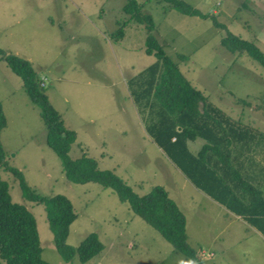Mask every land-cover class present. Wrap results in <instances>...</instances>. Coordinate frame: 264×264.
Returning <instances> with one entry per match:
<instances>
[{
    "label": "rangeland",
    "instance_id": "374dc122",
    "mask_svg": "<svg viewBox=\"0 0 264 264\" xmlns=\"http://www.w3.org/2000/svg\"><path fill=\"white\" fill-rule=\"evenodd\" d=\"M127 1L0 0V49L32 63L65 125L77 133L71 158L83 154L95 158L99 168L114 171L139 195L164 186L184 213L188 242L205 264H264L260 235L256 239L247 233L251 230H241L235 223L229 226L219 203L196 188L147 133L128 80L157 58L145 51L149 31L144 23L132 19L122 38L112 37L127 19L123 8ZM137 1L153 18V35L191 84L230 116L264 130V67L247 53H231L222 46L226 30L212 20L215 15L229 31L254 41L264 52V0H185L209 14L207 18L182 14L160 0ZM239 98L249 99L252 107L236 104ZM0 101L7 119L0 139L9 165L19 169L36 192L63 194L72 201L77 218L70 226L68 244L76 247L97 233L104 245L86 262L78 255L64 261L45 205L27 199L19 179L0 167L12 200L36 218L47 262L196 264L175 251L111 188L66 178L60 158L46 143L39 107L1 59ZM197 141L189 143L191 149H196ZM225 225L226 232H220Z\"/></svg>",
    "mask_w": 264,
    "mask_h": 264
},
{
    "label": "trees",
    "instance_id": "16d2710c",
    "mask_svg": "<svg viewBox=\"0 0 264 264\" xmlns=\"http://www.w3.org/2000/svg\"><path fill=\"white\" fill-rule=\"evenodd\" d=\"M160 1L167 2L182 14L209 17L185 0ZM142 7L137 0H128L123 7L127 19L111 35L114 40L122 38L124 26L132 19L144 23L149 31L145 51L156 56L157 61L128 80L131 97L145 121L147 133L196 188L242 216L264 235V210L259 209L264 205V196L244 177L236 163L239 154L248 147V141L255 138L260 130L230 116L191 84L179 64L153 35V18ZM212 20L216 27L226 30L221 38L222 46L231 53H247L264 67V52L254 41L235 35L215 15H212ZM0 59L21 78L30 101L39 107L46 127V143L60 158L66 178L75 183L96 182L111 188L129 204L134 214L157 229L175 251L196 264H205L189 244L186 217L165 187L155 185L148 193L139 195L114 171L99 168L95 158L86 154L71 158L69 150L77 133L65 125L32 63L3 49H0ZM235 103L252 107L249 99L239 98ZM6 125L0 101V134ZM198 139L202 140L201 147L193 151L189 143ZM0 167L19 179L27 199L45 205L56 249L64 261L69 263L78 255L80 261L86 262L103 250L104 245L97 233H90L76 247L67 243L70 226L77 218L72 201L63 194L46 196L33 190L23 173L9 165L1 139ZM0 264H50L42 257L35 216L23 204L12 200L9 184L1 175Z\"/></svg>",
    "mask_w": 264,
    "mask_h": 264
},
{
    "label": "crops",
    "instance_id": "0c3cea01",
    "mask_svg": "<svg viewBox=\"0 0 264 264\" xmlns=\"http://www.w3.org/2000/svg\"><path fill=\"white\" fill-rule=\"evenodd\" d=\"M259 130H260V133H258L255 136V138L253 139L251 138L252 140L250 139L248 141V147L242 153L239 154V160L236 163L240 167L241 172L244 175V177L249 182L256 185L264 196V130L263 129H259ZM197 143L198 145L196 149L195 148L192 149L193 151L199 150L202 144V140L198 139ZM215 202L218 203L217 201ZM218 205H220V208H221L220 211L223 210L222 213L223 215L226 216L225 219H229V222H228L229 226L235 223L238 228H241V230L242 229L251 230L250 232L247 231L249 235H256L255 237L256 239H259L257 235H260L261 239L259 240H262V242H264V235L255 226L251 225L242 216H239L231 212L225 206L221 204H218ZM259 209L264 210V205H261ZM228 225H225L224 229H222L220 232L225 233L226 232L225 230L228 229L229 227ZM233 235L235 236L236 234H233ZM240 240L241 238L239 236V238H237L236 241H240Z\"/></svg>",
    "mask_w": 264,
    "mask_h": 264
},
{
    "label": "water",
    "instance_id": "95a60500",
    "mask_svg": "<svg viewBox=\"0 0 264 264\" xmlns=\"http://www.w3.org/2000/svg\"><path fill=\"white\" fill-rule=\"evenodd\" d=\"M180 129V128H179Z\"/></svg>",
    "mask_w": 264,
    "mask_h": 264
}]
</instances>
